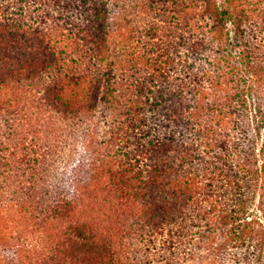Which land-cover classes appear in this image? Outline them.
<instances>
[{"label":"rangeland","instance_id":"1","mask_svg":"<svg viewBox=\"0 0 264 264\" xmlns=\"http://www.w3.org/2000/svg\"><path fill=\"white\" fill-rule=\"evenodd\" d=\"M99 1L72 0L61 13L68 15L76 27L87 24L92 35L98 36L104 26L110 27L108 41L98 58H102L101 72H106L105 78L118 79L115 91L96 101L98 94L93 99L83 86L77 89L68 84L59 93L56 83L49 78L27 79L23 81L25 85L17 87L18 91L25 89V95L21 97L16 92L11 100L13 113L10 110L11 113L0 118V141L6 139L10 150L15 152L21 168L18 178L25 181L22 197L26 200L20 207H12V213L4 216L5 219H0V264H57L69 258L106 260L139 256L140 253L130 249L126 252L131 240L125 231L131 225L141 224L144 216L171 219L179 214L172 205L183 206L191 235L205 226L206 217L217 216V142H214L217 121L215 124L202 117L205 111L200 106L215 98L217 89L223 94L225 89L229 91L230 87L242 83L237 82L238 78L228 67L222 76L217 74L220 52L210 38L201 45L190 46L187 41L177 45V50L185 54L187 75L192 83L182 99L178 98L174 82L147 71L150 69L146 67L153 62L150 59L162 51L158 49L160 38L188 35L185 11L196 0H103L107 2L108 15L98 24L91 9L97 8ZM239 1L246 2L250 11H259V16L250 14L257 21H264V0ZM63 32L66 35L67 31ZM198 32V29L192 31L193 35ZM63 42H59L57 50L69 55L71 42L67 46ZM171 45H168L169 51L175 50ZM118 65L129 70L115 74L111 68ZM86 68L91 73L98 72L94 59ZM126 101L135 102L130 115L134 117V125L138 126V117L146 122L144 133L130 131L129 139L121 138L125 135L124 121L128 119L123 108ZM178 102L189 109L196 105L198 126L181 122L167 125L168 115ZM89 103L91 107L84 111L81 106ZM213 113L217 117V110ZM168 137L176 142L184 141L188 151L187 201L174 197L168 186H157L143 177L154 173L157 159L177 162L176 151L164 146ZM155 138L164 143L159 153L147 150L143 155L141 143L149 149L146 141ZM206 169L214 173L212 179L203 175ZM15 186L11 185L6 196L9 202H15L21 194ZM204 193L211 194L212 200L201 204L209 212L201 214V211L199 220L195 203L197 197L202 201L208 196ZM69 199L71 204L63 205ZM55 201L60 203L57 210L48 211L46 205ZM163 203L168 208L160 209ZM208 240L200 246L199 254L206 257V262L214 259L212 264H217V251L212 249L217 243V234ZM83 242L103 248L97 252L86 251V247H81ZM231 252L248 254L243 248ZM256 263L249 261V264Z\"/></svg>","mask_w":264,"mask_h":264},{"label":"trees","instance_id":"2","mask_svg":"<svg viewBox=\"0 0 264 264\" xmlns=\"http://www.w3.org/2000/svg\"><path fill=\"white\" fill-rule=\"evenodd\" d=\"M71 2L72 0H0V118L11 111L13 113L11 100L16 92L21 97L25 95V89L19 88L21 91H18L17 87L25 85L27 79L40 81L49 78V81L56 83L59 93L64 92L68 84L77 89H83V86L93 99L98 94L96 101L115 91L118 79L105 78L106 72H101L102 58H98L102 47L108 41L110 27L104 26L98 36L92 35L90 27L85 23L76 27L68 15L67 17L61 13L62 8L69 7ZM245 3L239 0H196L189 3L188 10L185 11L188 35L160 38L158 49L162 51L158 52L157 57L150 59L153 61L152 65L146 67L152 75L174 82L178 98L182 99V94L192 83L187 75L185 54L177 50V45H181L183 41L189 42L190 46L201 45L210 38L215 42L221 56H217V74L222 76L225 67H228L235 73L237 82L242 83L230 87L229 91L223 89V94L217 89V96L205 103L206 106H200L205 111L202 117L215 124L217 121V138L214 141L217 142V216L206 217L203 223L205 226L199 227L196 235H191L187 229L184 207L176 208L172 205L179 213L176 217L157 219L144 216L141 224L136 223L126 229V236L131 240L126 252L130 249L140 253L139 256L124 255L106 260L69 258L59 260L57 264H212L214 259L206 262V257L200 256L199 250L200 246L209 241L210 236L214 238L216 234L217 243L212 249L217 251V264H249L251 259L256 264H264V21H257L252 17L251 12L258 16L261 14L259 11L255 12V9L250 11ZM106 5V1L100 0L99 6L91 9L98 24L103 23L108 15ZM259 9L262 10L261 7ZM151 27L155 30V27ZM195 29L199 32L193 35L192 31ZM65 30L66 35L63 32ZM62 41L66 46L71 42L68 45L69 55L57 50L59 42ZM169 44L175 50L169 51ZM93 59L98 67L96 74L86 68L87 63H91ZM221 60L227 65H223ZM111 69L115 74L129 70L122 65ZM90 104L82 105L81 108L85 111L91 107ZM133 104L135 105L134 101L123 104L126 110L124 114L128 117L124 121L125 135L121 137L124 139H129L130 131L142 133L146 126L143 117H138V126L132 122L134 117L131 118L130 115ZM177 105L172 107L167 125L179 122L195 127L199 125L195 104L190 109L180 102ZM214 110H217V117ZM171 138H167L168 143L165 145L159 138L146 139L149 149L141 143L140 152L143 155L147 154V150L158 154L159 148L164 145L166 149L176 151L177 160L173 163L166 159H157L154 173H147L143 177L146 176L150 183L157 186H168L174 197L180 196L187 201L188 151L184 141L176 142L177 140ZM14 153L6 144V139L0 141L2 220L12 213V207H20L26 202L22 197L25 181L18 178L17 172L21 168ZM203 175L208 179L214 177V173L208 169ZM13 184L21 194L15 202H9L6 196ZM204 195L208 196L202 201L199 197L196 198L199 220L201 211V214L209 212L201 204L205 200H212L211 194ZM71 202L72 199L65 200L63 205H70ZM59 205V201H55L46 205V208L54 212ZM159 208L168 207L163 203ZM86 238L90 240V237ZM81 245L87 248L86 251L93 252L103 248L102 245L85 242ZM236 248H243L248 254L235 255L231 251ZM4 259L2 256L1 260Z\"/></svg>","mask_w":264,"mask_h":264}]
</instances>
